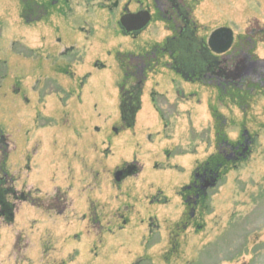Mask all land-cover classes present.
Masks as SVG:
<instances>
[{"label": "rangeland", "instance_id": "rangeland-1", "mask_svg": "<svg viewBox=\"0 0 264 264\" xmlns=\"http://www.w3.org/2000/svg\"><path fill=\"white\" fill-rule=\"evenodd\" d=\"M116 1L40 2L48 15L36 12L33 19L30 4L0 0L7 163H23L29 150L30 182L41 190L35 196L56 197V188L68 193L61 216L46 200L42 209H22L29 251L13 246L18 225L3 228L0 263L264 264V87L223 91L187 81L163 54L146 74L129 128L121 119V90L134 81L126 80L125 68L130 57L163 46L170 33L160 18L138 36H125L124 9L137 13L141 3H153L119 0L116 8ZM184 1L207 45L228 28L231 48L251 39L254 57L264 61V0ZM222 140L247 150L223 161ZM209 161L211 168L224 166L193 209L185 190ZM125 165L140 172L116 183Z\"/></svg>", "mask_w": 264, "mask_h": 264}, {"label": "flooded vegetation", "instance_id": "flooded-vegetation-1", "mask_svg": "<svg viewBox=\"0 0 264 264\" xmlns=\"http://www.w3.org/2000/svg\"><path fill=\"white\" fill-rule=\"evenodd\" d=\"M47 1L50 2V6H55L58 3V0H22L27 6L31 5L29 12L33 19L36 18V12L40 14L39 17L48 15L47 5L40 3L44 2L45 4ZM118 2L119 0L113 3L116 8L118 7ZM152 3L153 6L149 7L141 3L140 11H148L152 16L151 22L161 18V21L166 23L170 36L166 37L163 46L158 45L152 48L154 49L153 51L144 55L135 58L130 57V66L125 68L124 76L126 80H133L134 82L130 85L124 84L121 90V106L125 115H130L134 107L139 102L141 104L146 74L158 67L161 58L166 55L171 60V65L169 63L167 65L172 67L187 81L213 84L223 91H227L231 86L241 91L252 87L253 84H259L264 87V61L254 57L252 51L254 43L251 39L248 41L239 40L238 44L234 45L225 54H214L209 50L210 47L204 40L198 37L199 27L193 19V10L186 1L152 0ZM130 13L127 7L124 9L122 17ZM184 56H186L185 59H183ZM134 61H136V64ZM132 66H134L133 69ZM235 69H237L236 72L241 70L239 73L240 79L234 76ZM0 143V233L4 230L3 228H8L9 226L16 228L18 225L20 229L18 227L15 230L13 246L15 250L20 252L29 251L28 247L31 245L32 238L25 236L23 232L25 229L23 227L25 221L22 219L25 218L22 216L23 210L26 207L42 209L46 200L48 201L46 202L47 205L45 203L46 207L49 210L56 211L61 216L66 211V196L68 197V193L66 190L56 188L53 191L56 197H53V195H45L43 199L36 197L34 191L38 190L39 192L41 190L30 182L31 166L29 162L31 161V152L29 150L26 152L25 157H23V163H15L13 166H9L7 163L9 143L2 135L0 136ZM219 144V153L223 161L226 162H231L232 159H239L243 156L240 154V150H247L245 146H233L226 140L220 141ZM17 146L14 145L16 150L18 149ZM246 152L244 151V153ZM223 161L217 163L216 166L214 165V168L209 166L213 164V161H209L204 169H198L197 173L195 171L194 182L187 186L185 190L188 192L185 198L187 205L193 206V209L197 206L201 198V192L203 194L206 193L205 189L220 176V170L224 166ZM18 165H20L19 168ZM121 169L126 170L128 167L125 165ZM25 171L27 173L26 176H24ZM190 194H193V196ZM20 245H23V248Z\"/></svg>", "mask_w": 264, "mask_h": 264}, {"label": "water", "instance_id": "water-1", "mask_svg": "<svg viewBox=\"0 0 264 264\" xmlns=\"http://www.w3.org/2000/svg\"><path fill=\"white\" fill-rule=\"evenodd\" d=\"M151 20H152V17L148 11L147 12L140 11L135 14L130 13V14L123 16L120 20L119 25L121 29L123 30L124 35H130L131 33H133L134 35H138L147 28ZM233 42H234L233 31L228 28H221L211 35L208 41V46L210 47L209 50H211L212 52L216 54H224L230 50ZM192 50H195V49H192ZM185 58L186 56H184L183 59ZM234 71H235L234 76L240 79L239 73L241 70L236 72L237 69H235ZM140 108H141V105L139 102L138 105L134 107V110L130 115H125L123 107L121 106L122 121L129 128L134 127L135 118ZM135 172H136L135 170L129 169V168L126 170L124 169L117 170L114 174L115 182L121 183L128 176L134 175Z\"/></svg>", "mask_w": 264, "mask_h": 264}, {"label": "trees", "instance_id": "trees-1", "mask_svg": "<svg viewBox=\"0 0 264 264\" xmlns=\"http://www.w3.org/2000/svg\"><path fill=\"white\" fill-rule=\"evenodd\" d=\"M212 163H214V161ZM212 167H214V165Z\"/></svg>", "mask_w": 264, "mask_h": 264}]
</instances>
